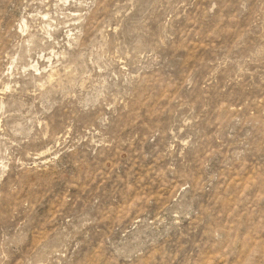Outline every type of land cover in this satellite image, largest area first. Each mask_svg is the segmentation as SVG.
Wrapping results in <instances>:
<instances>
[{
    "label": "rangeland",
    "instance_id": "obj_1",
    "mask_svg": "<svg viewBox=\"0 0 264 264\" xmlns=\"http://www.w3.org/2000/svg\"><path fill=\"white\" fill-rule=\"evenodd\" d=\"M0 264H264V0H0Z\"/></svg>",
    "mask_w": 264,
    "mask_h": 264
},
{
    "label": "bare ground",
    "instance_id": "obj_2",
    "mask_svg": "<svg viewBox=\"0 0 264 264\" xmlns=\"http://www.w3.org/2000/svg\"><path fill=\"white\" fill-rule=\"evenodd\" d=\"M24 26V25H23ZM38 71V70H37ZM40 71V70H39Z\"/></svg>",
    "mask_w": 264,
    "mask_h": 264
}]
</instances>
